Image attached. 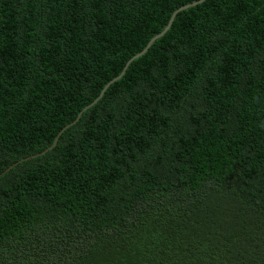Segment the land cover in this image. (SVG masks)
Listing matches in <instances>:
<instances>
[{
	"label": "trees",
	"instance_id": "16d2710c",
	"mask_svg": "<svg viewBox=\"0 0 264 264\" xmlns=\"http://www.w3.org/2000/svg\"><path fill=\"white\" fill-rule=\"evenodd\" d=\"M194 1L0 0V264H264V0L178 12L82 111Z\"/></svg>",
	"mask_w": 264,
	"mask_h": 264
},
{
	"label": "water",
	"instance_id": "95a60500",
	"mask_svg": "<svg viewBox=\"0 0 264 264\" xmlns=\"http://www.w3.org/2000/svg\"><path fill=\"white\" fill-rule=\"evenodd\" d=\"M203 1H204V0H197V1L191 2V3H189V4L183 5V6L179 7V8H177L176 10H174V11L171 13V15H170V17H169V19H168V22H167V24L163 27V29H162L160 32H158L156 35H154L152 38H150V39L148 40V42L146 43V45L144 46V48H143L141 51H139L137 54L133 55L132 57H130V58L126 61V63L124 64V67H123L121 73H120L118 76H116L114 79H112L108 84H106V85L104 86V88H102V90L100 91V94L98 95V97H97L94 101H92L91 103H89L87 106H85V107L82 109V111L85 110L86 108L90 107V106H91V105H92V104H93V103H94V102H95V101L101 96V94L103 93L104 89H105L110 83H112V82L116 81L117 79H119V77L124 73L126 67L128 66V64H129L131 61H133L135 58H137V57H139L140 55H142V54L148 49L149 45H150L155 39H157L158 37L162 36V35L168 30V28H169V26H170V24H171V22H172V19L174 18V16H175L178 12L183 11V10H185V9H188V8H190V7L196 6V5L200 4V3H202ZM79 114H80V113L77 114L75 120H74L72 123H70L68 126H71V125H72V124L78 119ZM66 127H67V126H66ZM66 127L62 128V129L58 132V134L56 135V138H55V140H54V142H53V145H54V143L56 142V139L58 138L59 134H60V133H61Z\"/></svg>",
	"mask_w": 264,
	"mask_h": 264
},
{
	"label": "clouds",
	"instance_id": "9594fccd",
	"mask_svg": "<svg viewBox=\"0 0 264 264\" xmlns=\"http://www.w3.org/2000/svg\"><path fill=\"white\" fill-rule=\"evenodd\" d=\"M108 83H109V82H107L106 84H108ZM106 84H105V85H106ZM110 84H111V83H110ZM105 85H104V86H105ZM104 86H103V88H104ZM101 90H102V89H101ZM104 90H105V89H104ZM103 92H104V91H103ZM99 94H100V92L98 93V95H99ZM102 94H103V93H102ZM102 94H101V96H102ZM98 95L93 99V101L98 97ZM101 96H100L99 98H101ZM99 98H98V99H99ZM98 99H97V100H98ZM97 100H96V101H97ZM96 101H95V102H96ZM95 102H94V103H95ZM90 103H91V102H90ZM94 103H93V104H94ZM88 104H89V103H88ZM88 104H87V105H88ZM93 104H92V105H93ZM92 105H91V106H92ZM83 108H84V107H83ZM86 109H87V108H86ZM86 109H85V110H86ZM80 114H81V112H80ZM80 114H79V115H80Z\"/></svg>",
	"mask_w": 264,
	"mask_h": 264
}]
</instances>
